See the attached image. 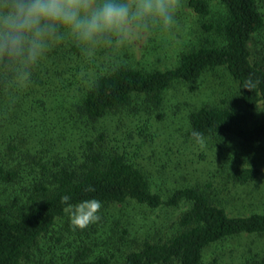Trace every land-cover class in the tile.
Segmentation results:
<instances>
[{"label": "trees", "instance_id": "trees-1", "mask_svg": "<svg viewBox=\"0 0 264 264\" xmlns=\"http://www.w3.org/2000/svg\"><path fill=\"white\" fill-rule=\"evenodd\" d=\"M219 1L225 16L204 27L222 45L180 53L173 68L98 64L64 36L37 64L0 57V264H29L39 238L67 215L69 204L86 199L102 207L127 201L152 209L182 202L188 207L165 241H146L118 260L89 259L84 249L69 264H203L205 249L226 238L264 236V213L230 215L213 202L210 181L162 200L138 162L142 143H133L124 125L161 107L174 84H191L224 68L236 83V98L224 107L190 111L186 134L193 140V131L215 142L236 139L264 161V117L249 126L256 111L264 116V50L250 48L264 28V0ZM188 6L200 16L210 12L205 0H189ZM259 174L258 168L239 166L227 171L226 180L246 185ZM252 264H264V250Z\"/></svg>", "mask_w": 264, "mask_h": 264}, {"label": "rangeland", "instance_id": "rangeland-1", "mask_svg": "<svg viewBox=\"0 0 264 264\" xmlns=\"http://www.w3.org/2000/svg\"><path fill=\"white\" fill-rule=\"evenodd\" d=\"M188 1L177 0L174 22L169 27L158 20H150L146 26L133 22L126 37H113L91 47L80 45L82 51L98 64L163 70L175 67L180 53L203 45H222L221 37L204 26L219 23L226 14L225 6L219 0H205L210 12L200 16L192 11ZM262 5L264 12V2ZM64 37L77 43L70 35ZM250 48L264 50V28L253 38ZM235 98L236 83L224 68H217L191 84H174L165 92L161 107L124 122L134 139L131 142L142 143L138 162L144 166L151 190L162 200L177 189L210 181L213 202L230 215L264 213V161L259 154L236 139L225 138L222 142L204 139L201 146L186 134L190 111L201 106L224 107ZM263 117L260 110L256 111L249 126ZM239 166L258 168V179L246 185L226 180L227 171ZM187 207L183 202L155 209L134 201L108 204L101 206L98 220L82 228L72 223L69 211L55 221L47 235L39 238L34 248L36 255L29 264H69L84 249L89 259L105 255L118 260L146 241H165L171 237L177 230L179 215ZM65 224H71L67 232ZM262 250L264 236L229 237L205 249L203 264H252Z\"/></svg>", "mask_w": 264, "mask_h": 264}, {"label": "clouds", "instance_id": "clouds-1", "mask_svg": "<svg viewBox=\"0 0 264 264\" xmlns=\"http://www.w3.org/2000/svg\"><path fill=\"white\" fill-rule=\"evenodd\" d=\"M176 11L177 0H0V57L37 64L65 34L91 47L126 37L133 22L158 20L169 27ZM191 135L203 146L202 133ZM100 208L96 199L68 205L72 223L81 228L99 219Z\"/></svg>", "mask_w": 264, "mask_h": 264}]
</instances>
